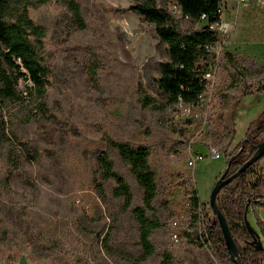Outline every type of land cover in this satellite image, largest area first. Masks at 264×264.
Returning <instances> with one entry per match:
<instances>
[{
	"label": "rangeland",
	"instance_id": "obj_1",
	"mask_svg": "<svg viewBox=\"0 0 264 264\" xmlns=\"http://www.w3.org/2000/svg\"><path fill=\"white\" fill-rule=\"evenodd\" d=\"M74 1L81 8L82 27L63 0L30 11L46 27L45 62L51 70L46 102L57 132L49 138L37 125L29 126L28 142L42 154L36 161L26 158L19 145L17 156L9 158L0 141V264H18L21 255L29 264H160L164 249L179 264H223L206 247L188 242L186 234L175 242L169 233L171 221L189 210L186 198L193 184L209 207L210 192L226 166L227 131L235 129L230 152L264 107V0L238 6L236 0H224L226 38L220 42L207 124L202 110L187 115L180 105L155 110L138 104L137 89L157 103L166 102L156 83L158 64L168 59L166 43L153 24L129 9L143 0ZM173 3L156 0L167 10ZM178 17L176 23L187 29L191 23ZM226 51L234 54V67ZM22 112L11 106L4 118ZM105 136L133 145L151 143L158 186L154 203L162 227L152 235L155 251L146 260L140 259L133 216L109 195L111 183L104 185L105 201L97 190L96 155L105 150L129 182L135 204L141 195L118 154L104 144ZM211 145L221 151L220 158L209 156ZM256 168L264 166L258 162ZM208 213L213 218L210 207ZM257 218L258 211L248 212L250 225L260 231Z\"/></svg>",
	"mask_w": 264,
	"mask_h": 264
},
{
	"label": "trees",
	"instance_id": "obj_2",
	"mask_svg": "<svg viewBox=\"0 0 264 264\" xmlns=\"http://www.w3.org/2000/svg\"><path fill=\"white\" fill-rule=\"evenodd\" d=\"M50 1L52 0H0V141L6 143L5 151L9 158L17 156L18 145L29 160L36 161L41 158V152L28 142L29 126L37 125L41 133L49 138L57 132L55 114L46 102L51 75L50 67L45 62L46 27L37 23L30 14L32 8ZM63 1L82 27L80 5L74 0ZM175 2L180 7L182 15L188 17L185 20L191 23L187 29L179 27L167 9L157 6L156 0H143L129 7L154 25L156 34L167 46L168 59L159 62V77L156 80L157 88L166 97V102L157 103L152 97L143 93L142 89H137V101L143 108L161 110L177 106L179 103L188 106L196 103L205 88L201 79L202 68L213 55L207 46L219 41L218 34L209 29L208 23L219 19L220 0H175ZM202 15H205L204 20L201 19ZM200 21L204 22L196 28L194 25ZM232 55L234 54L225 52V56L234 67ZM93 63L95 66L94 61ZM95 68L91 69V72H95ZM21 80L25 82L23 86ZM257 90L262 89L257 88ZM248 92V88L245 87L243 93ZM237 101L238 99L233 106ZM11 106L26 112H22L21 116L13 114L4 118V113L9 111ZM179 131L183 134V130ZM263 132L264 109L250 121L245 138L230 152L228 148L234 139L235 129L227 131L223 153L227 158L226 166H229V174L236 171L253 154L255 145L264 139V136L260 137ZM103 140L109 149L118 154L122 165L137 183L141 195L139 203L135 204V194L129 182L124 174L116 169L113 159L105 150L96 155L99 180L97 190L101 199L105 201L107 191L104 185L111 183L109 195L113 199L120 200L123 210L133 216L140 259L146 260L155 251L152 235L162 227L154 203L158 186L156 172L150 161L151 143L146 140L140 145H133L110 136H105ZM241 142L244 146L241 152L237 153ZM233 155L235 157L230 159ZM263 157L264 155L244 169L237 178L224 185L216 196L217 206L225 216L230 233L238 246V261L242 264H264V238L260 231L253 227L262 240L263 248L258 249L252 245L250 243L252 234L244 220L247 204V214L250 210L256 212V207L264 208V169L256 168ZM186 200L189 202L193 231L181 234L188 236V242L206 247L223 264H232L216 217L209 218L210 206L207 207V203L200 200L194 184L188 190ZM161 205L166 206L165 202ZM257 223L258 226L261 225L258 218ZM105 250H108L107 245ZM160 264L179 263L171 250L164 249L160 255Z\"/></svg>",
	"mask_w": 264,
	"mask_h": 264
},
{
	"label": "built area",
	"instance_id": "obj_3",
	"mask_svg": "<svg viewBox=\"0 0 264 264\" xmlns=\"http://www.w3.org/2000/svg\"><path fill=\"white\" fill-rule=\"evenodd\" d=\"M237 1V6L241 2H246L247 0H236ZM226 6L224 5V0H220L219 4V19L216 22L213 23H208V27L210 30L213 32H216L219 36V41L212 45V46H207V49L212 52V57L210 61L202 68V74H201V79L204 82V90L200 93L198 96V99L196 103L188 105V106H182L181 103L179 105L181 107H184L187 111V115L190 113L191 110H202V116H203V124H207V115L209 114V111L211 109V104L213 101V96L214 92L216 90V69H217V63L220 60V53H221V38L225 36V32L223 31L225 29V21L223 20L225 12H223L224 8ZM173 17L182 18L186 19L188 18L187 16H183L180 7L178 4L175 2L171 6L170 10H168ZM177 12V14H175ZM202 20L205 19V15H202L201 17ZM225 24V25H224ZM226 38V36H225ZM196 116V114L194 115ZM209 151V156L212 159H218L221 157V151L211 145L208 147ZM190 163L192 161L190 160ZM192 217L190 214V210L183 211L181 212L177 217H175L171 221V226L172 230L169 233L170 239L175 242H180L182 240L181 233L185 232H191L192 230ZM263 229H264V224H263Z\"/></svg>",
	"mask_w": 264,
	"mask_h": 264
},
{
	"label": "water",
	"instance_id": "obj_4",
	"mask_svg": "<svg viewBox=\"0 0 264 264\" xmlns=\"http://www.w3.org/2000/svg\"><path fill=\"white\" fill-rule=\"evenodd\" d=\"M243 146H244V144L242 142L237 153L241 152ZM235 155L231 156L230 159L234 158ZM263 155H264V139H262L259 143H257L255 145V151L253 152V154L236 171L229 174V166L227 165L225 167L224 171L217 178V180H216V182H215V184H214V186L210 192L209 201H208L209 206H210L211 211L213 212L214 216L216 217V222L219 224V226L221 228L223 238H224V242H225L226 248L230 254V261L232 264H242L238 261L239 249H238V246H237L236 242L234 241V239L230 233V229H229V226L227 224L225 216L223 215V213L221 212V210L217 206L216 196L220 192V190L223 188L224 185H226L227 183H229L232 180H234L235 178H237L244 169H246L250 164L257 161V159L262 157ZM247 208H248V204L246 205V208H245L244 220L246 222V226H247L248 230L252 234V240L250 241V243L252 245H254L256 248L262 249L263 248L262 240L257 235V232L255 231V229L253 227H251V225L247 219ZM18 264H29L27 262L25 255L20 256Z\"/></svg>",
	"mask_w": 264,
	"mask_h": 264
},
{
	"label": "crops",
	"instance_id": "obj_5",
	"mask_svg": "<svg viewBox=\"0 0 264 264\" xmlns=\"http://www.w3.org/2000/svg\"><path fill=\"white\" fill-rule=\"evenodd\" d=\"M264 109V107L260 110V112L262 111ZM259 112V113H260ZM258 113V114H259ZM258 116V115H257ZM234 142L232 141V143L230 144V146L231 145H234L233 144ZM229 146V147H230ZM259 165H260V167H262V166H264V157L262 158V160L259 162ZM256 211H258V216H259V220H260V222H261V225H260V227H259V229H260V233H261V236H262V238H264V229H263V224H264V215H262V214H260L261 213V211L262 212H264V208H261V207H256ZM262 228V229H261ZM263 232V233H262Z\"/></svg>",
	"mask_w": 264,
	"mask_h": 264
}]
</instances>
